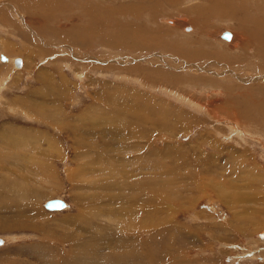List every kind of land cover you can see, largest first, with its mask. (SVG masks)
<instances>
[{"label": "rangeland", "instance_id": "obj_1", "mask_svg": "<svg viewBox=\"0 0 264 264\" xmlns=\"http://www.w3.org/2000/svg\"><path fill=\"white\" fill-rule=\"evenodd\" d=\"M26 1L0 0V264H264V0L248 37L223 0Z\"/></svg>", "mask_w": 264, "mask_h": 264}, {"label": "bare ground", "instance_id": "obj_2", "mask_svg": "<svg viewBox=\"0 0 264 264\" xmlns=\"http://www.w3.org/2000/svg\"><path fill=\"white\" fill-rule=\"evenodd\" d=\"M22 1H25V2H27V3H29V1H26V0H22ZM151 0H146V3H148V2H150ZM156 1V0H155ZM172 1V0H171ZM170 1V2H171ZM175 1V0H174ZM174 1H172V2H174ZM209 1H212V0H209ZM221 1L222 0H218V1H214L213 3H212V8L214 9H212V8H210V10L212 9L213 11H216V10H222L223 8H222V6H221ZM223 1H225L226 2V5H227V9H226V13H225V15L226 16H228L229 18H232V19H235V20H237L239 23H238V26L240 27V29L243 31V33L242 34H244L245 32L249 35V33L251 34V32L249 31V30H251V31H257L258 30V28H257V23H258V21L257 20H259V18H260V13L259 14H251L250 13V11L248 10V7H249V5L250 6H252V7H254V8H256L257 7V5L259 4V2L257 3H250V2H248L247 0H223ZM253 1H255V0H253ZM136 3H137V0H136ZM138 3H139V7L142 9V7L145 5V2H144V0H138ZM161 3V2H160ZM209 3H211V2H209ZM149 4V3H148ZM154 4V3H153ZM157 4V3H156ZM133 5V4H132ZM133 6H135V5H133ZM163 6V5H162ZM264 6V5H263ZM154 9H155V7H153ZM125 9V11H127L126 9H130L131 11L132 10H135V9H132L131 8V6H129V8H124ZM123 9V10H124ZM140 9V10H141ZM199 10H200V7L198 8ZM236 9H238L239 10V15H238V17L239 18H237L236 17V15H235V10ZM129 10V11H130ZM136 10H137V7H136ZM125 11H124V14H125ZM200 11H202V10H200ZM137 12V11H136ZM135 12V13H136ZM156 13V12H155ZM199 13V12H198ZM126 14H127V12H126ZM205 14V13H204ZM155 15V14H154ZM158 15V14H157ZM195 15H196V13H195ZM200 16V15H199ZM207 16V15H206ZM258 17V19H256ZM155 18V17H154ZM196 18H199L198 17V14H197V17ZM264 18V17H263ZM261 19H262V17H261ZM152 20V19H151ZM192 20V19H191ZM195 20V19H194ZM190 21V22H192V23H197L198 24V21L200 22V20L198 19V21L197 22H195V21ZM202 20V19H201ZM260 22H263V21H261V20H259ZM170 23H171V21H170ZM205 23H206V21H205ZM261 26V25H260ZM125 27V26H124ZM202 29H200V31L202 32H204V31H206V27L203 25V26H200ZM203 28H205V30L203 29ZM260 28V27H259ZM122 29V31H123V27L121 28ZM163 29V28H162ZM239 29V30H240ZM235 30V29H234ZM262 30L264 31V26L262 25L261 26V29L259 30V33H261V35L263 36V34L264 33H262ZM133 31V33H132V35H133V37L135 38V35L136 34H138V33H143L142 31H140V30H137V29H134V30H132ZM199 31V32H200ZM193 32H195V31H193ZM197 32V31H196ZM225 33V32H224ZM229 33V32H228ZM246 33H245V35H246ZM193 34V33H192ZM230 34V33H229ZM124 37H126V35H127V32H123V34H122ZM235 35L237 36V33L235 32ZM150 36L151 37H153L154 38V35H152V34H150ZM157 36V35H156ZM185 36V35H184ZM183 36V37H184ZM186 36H191V35H189V34H186ZM247 36V35H246ZM221 37L222 38H224V39H226V40H228V39H230V37H231V35H230V37L229 38H226V37H224V36H222V33H221ZM242 37V36H241ZM248 37V36H247ZM250 37V36H249ZM236 39V38H235ZM243 39V38H242ZM148 40H149V37H148ZM241 40V39H240ZM245 40V39H244ZM255 40H256V38H255ZM235 41V40H234ZM247 41H248V39H247ZM250 41H251V38H250ZM250 41H248V42H250ZM261 41V39H259V38H257V41H256V43L258 42V48H257V50H258V53L260 54V57L262 58V59H264V47H263V45H264V43L263 42H260ZM158 43V42H157ZM235 43V42H234ZM234 43H232L233 45H234ZM226 44H227V42H226ZM228 44H230V43H228ZM236 45V44H235ZM239 45H242V43L241 42H239ZM243 46V45H242ZM244 47V46H243ZM247 47V46H246ZM206 51V50H205ZM185 53V55L186 56H188V57H191L192 55H196L197 54V52L196 51H191V52H184ZM183 53V54H184ZM181 56V55H180ZM207 56H210V54L208 55L207 54ZM184 57V56H183ZM4 59V57H1V59ZM212 58V57H211ZM9 59H11V58H9ZM12 61V60H11ZM14 64H15V66H20V65H17L16 63H15V59H14ZM11 64H12V62H11ZM218 66H221V67H223V68H225V66H223V65H218ZM178 68V67H177ZM10 69V68H9ZM198 69H200V68H198ZM227 69V68H226ZM203 71V70H202ZM217 72V71H216ZM221 72V71H220ZM229 74H231V76H233V77H237L238 78V74L237 73H235V71L233 70V68H231V67H228V71H227ZM224 73H226V72H224ZM227 74V73H226ZM218 75H223V74H221V73H219L218 72ZM262 78H264V75H262V76H260V77H258V78H254V77H250L248 80H250V79H262ZM264 93V92H263ZM258 103H260V101H258L257 102V104ZM261 103H263V105L261 104ZM260 104H256L255 103V105H257V106H254L253 107V109H258L259 107L262 109V116H264V100H263V102H261ZM119 104V103H118ZM232 110H233V108H232ZM241 111H245V112H248V113H250L251 112V106H247V107H245L243 110H241ZM148 115V114H147ZM146 116V115H145ZM157 116V115H156ZM245 118H248L247 117V115L246 116H244ZM149 118V117H148ZM249 119V118H248ZM148 120V119H147ZM146 120V121H147ZM149 120H150V118H149ZM153 120V119H152ZM146 121H144V122H146ZM151 121V120H150ZM141 126V125H140ZM173 126V125H172ZM172 126H171V128H172ZM143 127V126H142ZM161 127H163V126H161ZM234 130V129H233ZM132 137V136H131ZM150 150V149H149ZM175 150V149H174ZM154 152V151H153ZM176 152H178V149H176ZM180 153L182 154V153H184V151L182 152V151H180ZM180 154V155H181ZM196 154H197V152H196ZM171 155V154H170ZM176 155V157L177 156H180V155H177V154H175ZM174 155V156H175ZM181 156H183V155H181ZM174 158V157H173ZM180 159V158H179ZM183 159V158H182ZM171 162V161H170ZM196 162H197V160H196ZM196 162L195 163H193L194 164V166H193V168H186L187 170H186V172H188V173H184V175H182L181 173H179L178 171H176L175 170V167H178L179 166V164H180V166H181V164H184V162H180V161H178V162H174L175 164H171L172 165V168H169L167 171H169V172H171L173 175H176L177 177V179H179V182H178V184L177 185H179L180 183H182V182H184V176H190L191 174H190V172L191 171H193V170H196V169H194L195 167H197L198 166V163L196 164ZM200 162V161H199ZM192 164V165H193ZM170 165V166H171ZM203 165H205V164H203ZM169 166V167H170ZM202 166V165H201ZM167 167V166H166ZM179 168V167H178ZM167 169V168H166ZM201 170V169H200ZM197 171V170H196ZM166 173V172H165ZM168 173V172H167ZM170 173V174H171ZM169 174V175H170ZM196 174V173H195ZM193 176V175H192ZM197 178H199V177H197ZM197 178H195V179H197ZM173 179H166V183H170L171 181H172ZM189 179H187V181H188ZM191 180V179H190ZM195 181V180H194ZM193 181V182H194ZM173 182V181H172ZM192 181H190V183H191ZM193 182H192V185H193ZM198 182V181H197ZM164 185V184H163ZM198 187V186H197ZM197 189V188H196ZM61 198V197H60ZM62 200H64L63 198H61ZM163 199V202H164V200H166L165 199V197H163L162 198ZM46 202V201H45ZM45 202H44V204H43V206L45 205ZM189 202H191V201H189ZM64 206L63 207H61L62 209H60L59 208V210H63V209H65L66 207H68V204H67V202L66 201H64ZM46 206H44V208H45ZM155 207V206H154ZM47 208V207H46ZM47 209H49V211H51V210H53V209H57V208H47ZM53 211H55V210H53ZM166 230L164 229L163 230V232H165ZM3 241V240H2ZM2 243V242H1ZM0 243V244H1ZM97 258V257H96ZM90 261V260H89ZM95 261H97V260H95ZM95 261H91V262H89V263H95V264H97V263H99V262H95Z\"/></svg>", "mask_w": 264, "mask_h": 264}, {"label": "water", "instance_id": "obj_3", "mask_svg": "<svg viewBox=\"0 0 264 264\" xmlns=\"http://www.w3.org/2000/svg\"><path fill=\"white\" fill-rule=\"evenodd\" d=\"M225 32V31H224ZM222 32V36L226 37V38H229L230 37V34L226 31L225 33ZM4 57V56H2ZM15 63L17 65H20L21 64V59L20 57H16L15 58ZM64 201L61 199V198H58V197H55V198H50L48 200H46L45 202V206L47 208H61L64 206ZM2 242V238L0 237V243Z\"/></svg>", "mask_w": 264, "mask_h": 264}, {"label": "crops", "instance_id": "obj_4", "mask_svg": "<svg viewBox=\"0 0 264 264\" xmlns=\"http://www.w3.org/2000/svg\"><path fill=\"white\" fill-rule=\"evenodd\" d=\"M7 34H5L4 36H6ZM1 36V35H0ZM2 37V36H1ZM1 39V38H0ZM2 41H4V42H0V49H2V47L5 45V46H7V47H13L14 46V44L12 45V43H9L10 45H8V41L7 40H2ZM10 41V40H9ZM258 44V42L256 43V45ZM263 47H264V45H263ZM256 48H258V45L256 46ZM264 59H262V61H263ZM263 68V67H262ZM15 204H17V202L15 203ZM59 209V208H58ZM57 212V211H56ZM55 213V212H54ZM254 264H258V263H254Z\"/></svg>", "mask_w": 264, "mask_h": 264}]
</instances>
